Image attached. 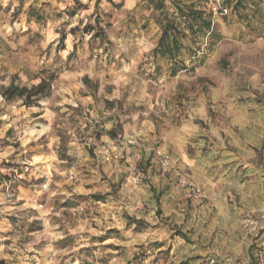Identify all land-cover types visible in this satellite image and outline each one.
<instances>
[{"label":"clouds","instance_id":"clouds-1","mask_svg":"<svg viewBox=\"0 0 264 264\" xmlns=\"http://www.w3.org/2000/svg\"><path fill=\"white\" fill-rule=\"evenodd\" d=\"M0 264H264V0H0Z\"/></svg>","mask_w":264,"mask_h":264},{"label":"rangeland","instance_id":"rangeland-1","mask_svg":"<svg viewBox=\"0 0 264 264\" xmlns=\"http://www.w3.org/2000/svg\"><path fill=\"white\" fill-rule=\"evenodd\" d=\"M249 2L250 0H239V2H236V0H226V5L232 6L235 3L236 10L239 12H244Z\"/></svg>","mask_w":264,"mask_h":264}]
</instances>
